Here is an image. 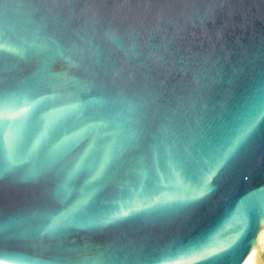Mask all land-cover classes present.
<instances>
[{
	"label": "water",
	"instance_id": "95a60500",
	"mask_svg": "<svg viewBox=\"0 0 264 264\" xmlns=\"http://www.w3.org/2000/svg\"><path fill=\"white\" fill-rule=\"evenodd\" d=\"M29 82L45 99L0 145V218L39 234L0 245V264L17 251L33 264H264V0H0V91ZM97 120L122 139L93 215L47 231L87 194L85 172L67 204L55 197L92 138L46 167L33 145Z\"/></svg>",
	"mask_w": 264,
	"mask_h": 264
},
{
	"label": "snow or ice",
	"instance_id": "6c2138e0",
	"mask_svg": "<svg viewBox=\"0 0 264 264\" xmlns=\"http://www.w3.org/2000/svg\"><path fill=\"white\" fill-rule=\"evenodd\" d=\"M52 77L46 78L44 86H49L52 82ZM37 85L29 82L15 91H0V145L11 147L18 143L20 138V129L18 125L33 112L41 100L35 98L34 88ZM72 87L78 85L71 84ZM87 104V101H80L76 104L68 105L66 111L74 112L82 109ZM108 122L97 120L93 124L85 128H81L78 132L73 131L70 135L58 139L55 145L45 151L44 150V133L41 138L33 145V154L39 157L37 163L39 167H46L51 163L57 164L64 161L66 157H70L76 149L77 145L85 137L91 136L92 141L89 147L76 157L70 159L66 168H62V179L55 193L56 199L67 204V202L75 195L77 183L81 175L85 172L90 173V179L81 185L83 192L86 195H81L71 205L65 207L63 211L51 214L48 217L49 222L46 225V230L50 232H59L65 227V222L74 214L81 216H92L93 210L90 207V202L95 195L94 182L102 175L112 164L115 152L122 139L120 131L109 133L105 131L108 127ZM49 126H46V132ZM111 137L105 143H101L102 137ZM99 161V163H98ZM166 199L161 201H153L152 204L167 203ZM146 207H151V204H146ZM126 214V213H125ZM112 219V218H110ZM102 223L109 222L102 220ZM39 228L29 226L21 228L13 221L0 218V245L6 242H12L23 239L27 236L38 237ZM210 246L201 245L196 248L197 252L211 255ZM186 255L188 253H185ZM6 259L14 261V264H33L32 256L27 251H17L8 256Z\"/></svg>",
	"mask_w": 264,
	"mask_h": 264
}]
</instances>
